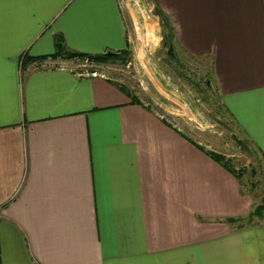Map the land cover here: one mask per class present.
<instances>
[{"label": "crops", "instance_id": "obj_1", "mask_svg": "<svg viewBox=\"0 0 264 264\" xmlns=\"http://www.w3.org/2000/svg\"><path fill=\"white\" fill-rule=\"evenodd\" d=\"M128 2L0 0V264H264V225L228 223L251 200L182 132L177 93L120 89L115 63L92 73L50 55L56 36L91 53L167 44L157 7L172 50L208 59L264 157V0ZM140 13L161 28L152 44L129 33Z\"/></svg>", "mask_w": 264, "mask_h": 264}, {"label": "rangeland", "instance_id": "obj_2", "mask_svg": "<svg viewBox=\"0 0 264 264\" xmlns=\"http://www.w3.org/2000/svg\"><path fill=\"white\" fill-rule=\"evenodd\" d=\"M117 1L122 2V0ZM142 1L148 4V0H137L138 3ZM128 3L131 4L132 1L130 0ZM149 9L151 10L145 7V15H151L152 8ZM142 17L140 13L138 17H134L136 19L126 20L131 38L135 35L133 31L138 34L137 36L144 32L152 35L151 37L155 36L154 38L156 35L161 36V28L157 27L155 32L150 22L147 23L149 26L151 25L149 27L151 32L146 31L144 27L146 22L142 23ZM158 26L160 25L158 24ZM163 31L165 32V30ZM160 41L153 48L150 47L151 45H147L146 52H142L139 41H137L136 49V41L133 39L129 44L126 61L122 63L116 61L99 63L76 59L79 64H76L75 67H81L86 72L96 73L100 72L102 64L115 63V74L120 77L119 82L131 90L142 93L146 88L151 90L150 92L154 95V85H158L170 96L172 95L169 90L177 93L180 98L176 99L187 113L181 114V118L177 120L182 132L190 139L199 141L202 147L207 150L212 149L227 154L225 157H227L228 164L239 173L238 180L243 193L251 200L248 213L241 218L228 219V223L232 227H239V225L249 227L256 223L264 225L262 216L257 218L253 213L254 208L260 204V199L264 195V157L241 135L233 117L224 109L214 77L209 72L208 59L204 56L178 53L172 48L171 53H168L167 44H161ZM148 43L152 44V41L149 40ZM105 51L108 49L97 53ZM171 55L175 56L169 58ZM141 64L145 66L143 67ZM205 75L209 78L212 89L203 87L202 79ZM158 78L161 80V84H159ZM155 96L162 103L168 101L165 95L155 94ZM190 110L196 113L191 114ZM186 115L191 118H185ZM262 213L264 210L261 211Z\"/></svg>", "mask_w": 264, "mask_h": 264}, {"label": "trees", "instance_id": "obj_3", "mask_svg": "<svg viewBox=\"0 0 264 264\" xmlns=\"http://www.w3.org/2000/svg\"><path fill=\"white\" fill-rule=\"evenodd\" d=\"M154 11L159 14V19L161 26L163 30H165V40L168 43L171 41V36H169V31L171 29V26L169 25L168 19L165 14H163L157 7H154ZM55 49L50 55L54 56H63V57H75L79 60L86 59V61H92V62H99V63H104V62H125L128 54V50L125 48L118 49V50H108L102 53H89V52H84V51H74L67 49L62 41L60 40L59 36L55 37V42H54ZM175 55H171L169 58H173ZM203 87L205 88H211L210 80L209 78L205 75L202 79ZM211 85V86H210ZM120 89H124V86L122 84H118ZM212 89V88H211ZM131 100H134V97L131 98ZM200 148H202L201 145H198ZM206 153L214 159L215 161L219 162L222 166H224L228 171L232 172L236 177L239 176V173L234 171L231 166L228 164L227 157H225L222 153L213 151V150H206ZM264 210V195L260 199V204H258L254 210L253 213H255L256 217H260L261 211ZM230 218L229 220H231ZM240 227V225H239Z\"/></svg>", "mask_w": 264, "mask_h": 264}, {"label": "built area", "instance_id": "obj_4", "mask_svg": "<svg viewBox=\"0 0 264 264\" xmlns=\"http://www.w3.org/2000/svg\"><path fill=\"white\" fill-rule=\"evenodd\" d=\"M131 1H132V3H137V0H131ZM129 2H130V0H129ZM148 10H150V9L148 8ZM145 36L148 38V41H149L150 40L149 36H151V35H148V34L145 33ZM43 65H45V64H43Z\"/></svg>", "mask_w": 264, "mask_h": 264}, {"label": "water", "instance_id": "obj_5", "mask_svg": "<svg viewBox=\"0 0 264 264\" xmlns=\"http://www.w3.org/2000/svg\"><path fill=\"white\" fill-rule=\"evenodd\" d=\"M170 50H171V43H168V45H167V52H168V53H171Z\"/></svg>", "mask_w": 264, "mask_h": 264}]
</instances>
